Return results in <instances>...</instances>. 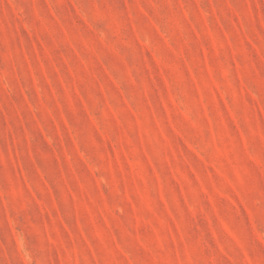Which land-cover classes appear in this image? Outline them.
Returning <instances> with one entry per match:
<instances>
[{"label": "rangeland", "instance_id": "rangeland-1", "mask_svg": "<svg viewBox=\"0 0 264 264\" xmlns=\"http://www.w3.org/2000/svg\"><path fill=\"white\" fill-rule=\"evenodd\" d=\"M0 264H264V0H0Z\"/></svg>", "mask_w": 264, "mask_h": 264}]
</instances>
